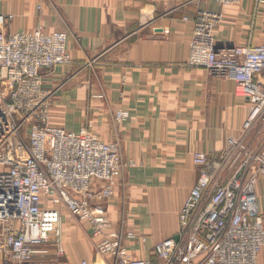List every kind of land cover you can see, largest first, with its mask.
Here are the masks:
<instances>
[{
	"label": "crops",
	"instance_id": "1",
	"mask_svg": "<svg viewBox=\"0 0 264 264\" xmlns=\"http://www.w3.org/2000/svg\"><path fill=\"white\" fill-rule=\"evenodd\" d=\"M198 9L222 14L218 48L264 43V4L255 0L224 8L213 0H0V15L13 16L0 31L68 34L71 64L42 70L43 87L53 92L49 124L71 132L89 124L91 134L118 142L122 160L133 162L102 208L110 231L140 259L153 260L155 244L176 237L178 213L198 176L193 155H218L229 138L241 137L249 112L231 79L187 65ZM117 109L128 112L120 125L113 122ZM245 139L256 149L264 128ZM257 194L264 226L262 183ZM60 213L63 255L50 235L35 249L37 264H114L95 251L103 237ZM257 264H264V248Z\"/></svg>",
	"mask_w": 264,
	"mask_h": 264
},
{
	"label": "built area",
	"instance_id": "2",
	"mask_svg": "<svg viewBox=\"0 0 264 264\" xmlns=\"http://www.w3.org/2000/svg\"><path fill=\"white\" fill-rule=\"evenodd\" d=\"M213 1L224 8L240 0ZM12 18L0 15V27ZM222 19L221 13L195 12L187 65L231 79L249 112L241 137L229 138L218 155H193L198 176L178 213L177 240L155 244L153 260L129 253L102 208L134 165L122 160L119 143L103 142L89 124L78 132L49 124L53 92L43 87L42 70L71 64L68 34L0 31V264H37L35 249L50 235L62 256V209L87 222L91 237H103L95 251L114 264H257L264 248L257 194L264 186V140L252 149L245 138L264 128V43L218 48ZM127 117L117 109L113 122Z\"/></svg>",
	"mask_w": 264,
	"mask_h": 264
},
{
	"label": "water",
	"instance_id": "3",
	"mask_svg": "<svg viewBox=\"0 0 264 264\" xmlns=\"http://www.w3.org/2000/svg\"><path fill=\"white\" fill-rule=\"evenodd\" d=\"M233 47V46H232ZM232 47H228V48H232ZM174 240H177V238L175 237Z\"/></svg>",
	"mask_w": 264,
	"mask_h": 264
},
{
	"label": "rangeland",
	"instance_id": "4",
	"mask_svg": "<svg viewBox=\"0 0 264 264\" xmlns=\"http://www.w3.org/2000/svg\"><path fill=\"white\" fill-rule=\"evenodd\" d=\"M261 253V252H260Z\"/></svg>",
	"mask_w": 264,
	"mask_h": 264
}]
</instances>
